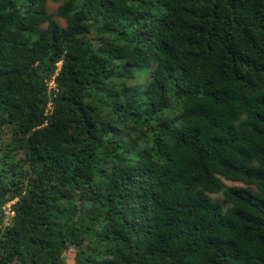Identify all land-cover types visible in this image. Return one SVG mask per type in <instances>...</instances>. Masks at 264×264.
I'll return each mask as SVG.
<instances>
[{"label":"trees","instance_id":"1","mask_svg":"<svg viewBox=\"0 0 264 264\" xmlns=\"http://www.w3.org/2000/svg\"><path fill=\"white\" fill-rule=\"evenodd\" d=\"M59 2L0 0V264H264V0Z\"/></svg>","mask_w":264,"mask_h":264},{"label":"rangeland","instance_id":"2","mask_svg":"<svg viewBox=\"0 0 264 264\" xmlns=\"http://www.w3.org/2000/svg\"><path fill=\"white\" fill-rule=\"evenodd\" d=\"M59 5H60L59 0H48V9H49V11L51 13H56ZM56 19L62 26H65V21L62 18L57 17ZM145 80H146V78H145ZM52 86L53 85L51 84V87ZM144 89H145V84L140 86V90H144ZM220 179H221V182H222V184H223V186L225 188H228V187H231V186H240V185L242 186L241 183L227 181V180H225L223 178H220ZM212 198L216 199V200H219V201H223V195L222 194L212 195Z\"/></svg>","mask_w":264,"mask_h":264},{"label":"built area","instance_id":"3","mask_svg":"<svg viewBox=\"0 0 264 264\" xmlns=\"http://www.w3.org/2000/svg\"><path fill=\"white\" fill-rule=\"evenodd\" d=\"M11 203L7 204V206L4 207L5 213L7 215V220H9V217L13 214L10 210Z\"/></svg>","mask_w":264,"mask_h":264}]
</instances>
